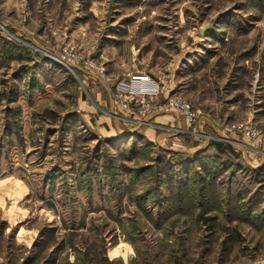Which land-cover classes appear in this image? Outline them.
Here are the masks:
<instances>
[{
    "label": "rangeland",
    "instance_id": "374dc122",
    "mask_svg": "<svg viewBox=\"0 0 264 264\" xmlns=\"http://www.w3.org/2000/svg\"><path fill=\"white\" fill-rule=\"evenodd\" d=\"M0 264H264V0H0Z\"/></svg>",
    "mask_w": 264,
    "mask_h": 264
},
{
    "label": "built area",
    "instance_id": "2783aa9c",
    "mask_svg": "<svg viewBox=\"0 0 264 264\" xmlns=\"http://www.w3.org/2000/svg\"><path fill=\"white\" fill-rule=\"evenodd\" d=\"M113 96L115 101L124 104L134 99L144 112L148 111V114L154 111H161L163 108H166V110L169 109V111L185 117L189 125L195 124L194 129H196L197 125L201 126V124H199L201 120L209 119V115H205L202 110L194 107L189 101L179 96L168 97L167 101L161 104L159 102L161 97L160 85L157 81L153 80L149 74L130 75L128 80H120L116 84V91ZM219 130H221L218 131L219 133L224 134V138L221 137L222 139L228 138L225 133L243 135V122L221 123ZM245 130L248 135H254V131L250 126H246ZM210 138L213 139L214 135H207L205 143L209 142ZM175 146H177L179 150L187 149L181 141H176Z\"/></svg>",
    "mask_w": 264,
    "mask_h": 264
},
{
    "label": "crops",
    "instance_id": "0c3cea01",
    "mask_svg": "<svg viewBox=\"0 0 264 264\" xmlns=\"http://www.w3.org/2000/svg\"><path fill=\"white\" fill-rule=\"evenodd\" d=\"M150 75V74H149ZM151 76V78L153 79V80H155V81H157V83H159V85H160V88H161V97H160V99L164 96V94H163V90H162V80L161 79H156L155 77H153L152 75H150ZM124 79H129V78H124ZM118 82V81H117ZM117 84V83H116ZM108 92H109V98H111L110 96H111V92L108 90ZM149 117V114L147 115V117L146 118H148ZM168 117H171V118H168ZM157 120H160V121H165V122H173L172 123V125H177V126H175V127H177V128H183L184 130L186 129L185 128V124L182 122V119L180 118V116L179 115H177V114H175L174 112L173 113H166V114H162V115H159L158 117H157ZM203 121V127L205 126V131L207 132V131H209V132H216L217 130H218V120L217 119H215V118H213V117H209V119L207 120V119H203L202 120ZM184 124V125H183ZM136 128V127H135ZM167 128H169V129H173L172 128V126H168ZM202 129H204V128H202ZM246 157V159H247V163H251V165H253V162L251 161V158L249 159L248 157H247V155L245 156ZM249 157H251V156H249ZM248 159H249V161H248Z\"/></svg>",
    "mask_w": 264,
    "mask_h": 264
},
{
    "label": "trees",
    "instance_id": "16d2710c",
    "mask_svg": "<svg viewBox=\"0 0 264 264\" xmlns=\"http://www.w3.org/2000/svg\"><path fill=\"white\" fill-rule=\"evenodd\" d=\"M214 145H216V143H214ZM210 146H212V145H210Z\"/></svg>",
    "mask_w": 264,
    "mask_h": 264
}]
</instances>
